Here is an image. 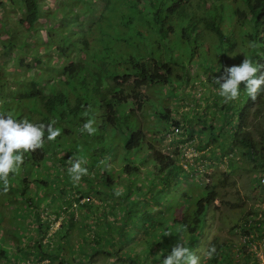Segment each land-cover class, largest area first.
Masks as SVG:
<instances>
[{
    "label": "trees",
    "instance_id": "1",
    "mask_svg": "<svg viewBox=\"0 0 264 264\" xmlns=\"http://www.w3.org/2000/svg\"><path fill=\"white\" fill-rule=\"evenodd\" d=\"M197 1L194 6L181 0H103L101 26L110 29L90 31V40L83 33L70 40L75 32L65 37V46L63 36L50 24L46 41L34 39L29 52L36 48L35 62L41 66L44 55L55 56V62L46 61V73L50 76L49 71L56 69L59 78L49 80L55 82H49L48 87L54 88L50 96L48 87L31 82V91L17 98L27 106L24 117L28 121L32 114L43 120L55 117L62 122L63 132L53 144L46 140L43 148L31 152L26 171L9 175L6 193L0 184V264H68L70 258L87 264L85 256L91 263L96 256H104L115 264H160L177 242L194 250L204 235L210 207L219 200L217 186L232 174L221 173L217 181L210 175L203 185L198 172L211 165L216 152L229 155L236 150L260 167L263 171L255 189L264 196V92L252 101L241 85L239 98L225 104L216 96L209 101L210 96L205 95L204 100L200 90L208 83L214 93L218 88L214 78L223 75L226 67L239 65L244 57L264 65V0H239L244 11L241 17L237 16L236 0ZM141 10L150 16L137 18ZM47 17L41 15L37 0H0V33H14L17 40L22 41L24 30L30 34L39 19ZM132 17L137 28L132 26ZM15 24L19 31L12 29ZM118 26L126 27L130 34ZM91 28L84 26L85 30ZM251 42L256 46L251 47ZM25 48L14 42L10 49L19 51L17 66L24 65ZM9 52L3 53L5 62H12ZM75 53L83 59L73 57ZM202 75L206 79H200ZM170 98L185 103L187 98L193 108L179 112L169 107ZM150 108L154 111L151 121ZM98 117V130L110 126L123 131L127 151L138 149V141L148 131L161 129L163 134L184 122V140L196 141L199 154L190 171L180 164L183 158L178 149L176 158H170L149 146L153 152L148 168L144 161L134 165L132 159H112L116 153L81 131L87 119ZM156 117H160V127ZM149 121L154 127L146 130ZM56 146L61 147L63 157L58 164H45L49 148L59 155ZM70 157L82 160L88 169L89 174L78 183L62 165ZM235 162L229 158L226 170L238 168ZM137 176L144 182L134 183ZM249 230L255 231V239H264V214L252 219V228L243 227L242 233ZM142 240L145 248L139 255L133 250ZM215 247L213 257L202 264H235V257L226 262L234 245L224 251ZM154 252L159 257L151 256ZM240 255L246 258L245 264H260L258 260L251 263L244 248Z\"/></svg>",
    "mask_w": 264,
    "mask_h": 264
},
{
    "label": "clouds",
    "instance_id": "2",
    "mask_svg": "<svg viewBox=\"0 0 264 264\" xmlns=\"http://www.w3.org/2000/svg\"><path fill=\"white\" fill-rule=\"evenodd\" d=\"M37 1L39 3L41 15L48 14V17L52 15L54 16H52L51 18L47 17L46 19H39V23L35 24V28L30 34L26 33L24 30V38L22 40L24 41V43H21L20 40H17L16 34L14 33L11 36L0 33V59L3 56L1 43L5 42L8 38L12 39V41H14L16 45L26 47L25 51L22 53L23 55H26L25 57H22L25 61L23 66H17V62H15V60L16 58H19L20 55L19 51L14 50L12 54L9 53L10 56H13V59L10 58L12 62H5L4 60L3 67L0 64V81L8 82L6 86L0 85V184L3 185V191L5 193L9 189V175L15 174L17 172L19 174L26 171L29 168L30 161L28 156L31 154V152H35L36 150L38 151L39 149L43 148L46 140V142L52 143V141H55L56 138L63 132L59 127L62 122L59 120H54L55 117H51L50 120H43V118L37 116L36 114H32V116L30 117V119L32 120L28 121V119L24 117L25 113L28 110L27 106L17 98L18 94H28L31 91V82L37 83L39 87L43 86L44 88H47L49 86V82L54 79L53 76H56L57 79L59 78L58 74L53 73L52 75L48 76L46 73L48 69V67L45 66L46 61L51 60L55 62V56H51L50 54L44 55V62H42L41 66L35 62L34 59L37 53L36 48L32 52H29L34 45V39L41 38L42 41H46L48 39L47 28L50 24H54V27L56 29L55 32L63 36L62 42H64L65 46L68 43V41L65 40V37H71V35L75 32H77V34L70 40H76L77 36L81 33L85 34V38L87 40H90V31L92 33H96L97 31H100V29H110L109 27H106L107 25L101 26V22L104 21V19H101L100 16V13L103 9V0ZM181 2L187 5L191 2L192 4H194V6H196L198 1L191 0L189 2V0H181ZM60 9H63L64 12L62 13ZM123 12L128 13V10H124ZM148 16H150V14L144 10H141V12L137 14V18L141 19ZM131 23L134 28H137V20L135 17H132ZM86 24L92 26V28L89 30H85L84 26ZM18 26L19 25L15 24L12 29L16 31L14 27ZM38 26L41 28H38ZM118 27V29H125L126 35H128V33L130 34V31L126 27ZM24 28L26 29V26H24ZM37 28L39 30H36ZM40 30L45 31V40L41 36ZM35 32L38 33L36 36L34 35ZM31 38L33 39V41L31 40ZM132 43H134V40L133 38H130V45H132ZM92 46L94 45L92 44ZM250 46L255 47V42H251ZM211 52L214 53L213 49ZM73 57L77 58L78 60L83 59L82 54L75 53L73 54ZM27 63L31 64V68L26 67ZM261 68H264V65H259L253 62L252 59L247 57H244L243 61L239 65L226 67L224 69L223 75L214 78L213 83L215 85H218V88L215 89V92L212 94V97H210L209 101H211L212 98L214 99L215 96L219 98L221 97L223 99V103L225 104L235 101L240 96L241 85H243V90L247 94V96L252 101H256L257 97L262 92H264V71H260ZM258 72L260 73L259 76L256 75ZM54 83V81L50 82V84ZM10 93H13L15 96L10 97ZM52 94H54V88L48 87V96ZM81 100L82 102H85V99ZM8 101H12L15 103V106L12 109L6 107V103ZM32 110H35V108H32ZM153 112L154 111H152V114ZM20 117L21 119H18ZM100 123L101 118L99 117L87 119L83 123L81 131L86 132L89 137H94L96 139V142L104 149L108 150L109 152L116 153V155L113 156L112 159H115L116 157L120 159H132V163L134 165H138L140 164V162L144 161V164L148 168L147 163L149 162L151 153L153 152V150L149 151V146L153 147V144L148 141V137L150 136L149 134H147L145 139H143L141 142L138 141V144L136 145L139 146L138 149H135V147H133L131 150L127 151L124 148V142L127 139L122 136L124 134L123 131L114 130L110 126L106 127L103 131L98 130V126L100 125ZM160 126L161 125H159L158 127ZM180 128L181 127L171 126L169 127L167 133L162 134L160 132L164 138L173 140L171 147H176H174L171 151L166 150L163 152L161 150L155 149L154 147L153 148L154 150L160 151L164 156H169L170 158H176L175 152L176 149H178L180 151V156L183 158L182 161L180 160V164L185 170L190 171V166L192 165L191 163L199 153L195 149L196 141L189 139L185 141V136L183 135V131L181 133ZM145 129L147 130V128ZM160 130L161 129L156 131ZM147 133L150 132L148 131ZM68 144L69 143H66V145ZM54 149H57L56 151H58L59 155H55L54 153H52L51 148H49V153L47 154L48 159L44 161L45 164H50L52 161H55V164H58L57 161H59V157H63L62 149L60 146H56ZM186 149H192L196 153V155L191 158H186L184 155ZM236 157V152H232L229 155H221V158H224L227 163L229 161V158L235 159ZM83 163L84 162L80 159L70 157L66 161V163L62 164L63 166H66L68 175L75 183H78L82 179V177L89 174L88 169L82 166ZM100 163L103 164L105 163V161L102 160L100 161ZM141 170H144L143 166L141 167ZM198 173L199 176L203 177L201 182L206 185L209 178L205 177H209L210 175H208V173H206L204 169L202 171H199ZM144 180L145 179L142 176H137V179L134 183H142L144 182ZM261 182L264 183V177L261 178ZM185 189L186 186L182 187L180 190L184 191ZM85 201H87V198H85L82 202ZM212 210H215V207H213ZM209 214L207 216L206 225L203 230L204 235L199 240V245L194 250H190L182 243L177 242L171 247L170 252L163 257L160 264H202V262L207 258L211 259L213 257L216 252L215 246L223 251L226 248L232 247V242H230L229 240L221 238L222 241H220L219 237H214L213 241H211V243L206 246L205 249H200L202 245L201 240L205 238L207 234V227L210 223V220L214 217L212 212L211 215ZM261 214H263V212H260L257 218H260ZM57 222L60 225V221L58 220L55 222L54 226L57 225ZM243 227H247V229L252 228V216H247V219H245L244 221ZM243 227L240 229L241 233ZM249 231L250 232L245 233V235L242 233L244 243H249L251 240L252 242L257 241L254 238V235L251 234L252 230ZM212 243H214V245H211ZM142 244L144 245L143 241H141L139 245ZM235 248L231 250L232 253L229 258L226 259V262L232 257H236L237 255H239L240 250H236ZM159 249L160 248H158V250ZM158 254L159 253H157L155 257H158ZM151 256H154V253H152Z\"/></svg>",
    "mask_w": 264,
    "mask_h": 264
},
{
    "label": "rangeland",
    "instance_id": "3",
    "mask_svg": "<svg viewBox=\"0 0 264 264\" xmlns=\"http://www.w3.org/2000/svg\"><path fill=\"white\" fill-rule=\"evenodd\" d=\"M236 7L238 8L237 16L241 17L244 14V11L241 10L239 0L235 1ZM60 11L63 13L64 10L60 9ZM54 16V15H52ZM52 16H49L48 18H51ZM235 23V22H234ZM236 26V24H235ZM16 31L20 30V27H14ZM38 28H41L38 26ZM36 30H39V29ZM237 29V26H236ZM41 36L46 39V33L43 30H40ZM38 33L35 32L34 35L36 36ZM33 41V39L31 38ZM21 43H24V41H21ZM210 44V42H209ZM14 46V41L12 39L8 38L5 42L1 43L2 47V54L4 52H9L10 49ZM212 51V49H211ZM10 54L13 53V51L9 52ZM10 58L13 59V56H10ZM5 58L2 56L0 59V64L3 67ZM53 73H57L56 69L50 70L49 74L52 75ZM42 78V77H41ZM200 79L204 80L206 79V76H201ZM8 82L0 81L1 86H6ZM187 90V89H186ZM200 90H203L201 98L205 95H209L212 97L214 89L211 88L210 84L206 83L205 86L200 87ZM201 98H195L193 100L200 101ZM4 102V101H2ZM169 107H173L174 109H178L179 112H186L189 108H193V102H189V100L186 98V103L183 101H179L174 98L168 99ZM15 106L14 102L8 101L6 103L7 108H13ZM152 110L149 109L148 111V119L151 121L152 119ZM194 112V111H193ZM175 113V111L173 112ZM150 121L147 123V126L145 128L150 129L154 127ZM181 122V121H179ZM156 126L158 127L160 125V117H156L155 119ZM182 129L184 128V122L180 124ZM148 133L150 136L148 137V141H150L153 144V147L155 149L166 151H171L174 147L171 144L173 143V140H168L167 138H164L161 131H149ZM185 131H183L184 134ZM201 142H206V137L202 138ZM212 145H216L214 142ZM237 153V160L234 159L235 164L238 166V168H228L226 170L227 162L224 160V158H221V155L218 152L215 153V158L213 159L211 165L209 167L204 168V171L208 173V175H212L214 177V181H217L218 178H220V174L225 172L232 173L231 176L228 178V180H223L222 182L217 186V191H219V200L216 201L215 204H213L210 207V214L213 213L214 217L210 220V223L207 227V234L205 238H203L201 250L205 249L206 246H208L211 241H213L214 237H219V240L227 239L230 242H232V245H235L236 250H241L242 248L245 249L247 254L250 256L251 263L255 261H259L261 264H264V239H256L257 241L252 242V240L248 243L243 242V234L241 233L240 229L244 225L245 219H247V216H252V219H256L260 212H263L264 214V196L260 195V191H257L255 189V182L258 176V174H261L263 171L260 167L254 165L253 162L250 161L247 157L241 156L239 152L236 150L234 151ZM233 152V153H234ZM229 162V161H228ZM257 167V168H256ZM256 168V169H255ZM143 174V173H142ZM264 177V176H263ZM183 182V181H182ZM232 182L235 183V186H231ZM204 185V184H203ZM200 188V187H197ZM92 200L93 198L90 197ZM215 207V210H212V208ZM20 218V217H19ZM18 226V225H17ZM59 224L57 222V225L54 226L55 229L58 228ZM251 234L255 236V231H251ZM146 238V237H145ZM144 238V239H145ZM218 240V242H219ZM143 241V240H142ZM132 243V242H131ZM5 245V242L2 243ZM140 242L137 243L136 247L134 248L133 252L141 254L142 249L144 248V245H139ZM131 244L127 245V248L130 247ZM107 250H110L109 246H107ZM10 250L13 251L14 248L10 246ZM124 252H122L123 254ZM157 255V252H154L155 257ZM159 257V256H158ZM235 264H245V257L243 255H237ZM89 260V257L85 256L84 263L87 264H115L111 259H108L104 256L102 257H95L93 259V262L91 263V260ZM78 264L76 259L70 258L68 261V264Z\"/></svg>",
    "mask_w": 264,
    "mask_h": 264
},
{
    "label": "built area",
    "instance_id": "4",
    "mask_svg": "<svg viewBox=\"0 0 264 264\" xmlns=\"http://www.w3.org/2000/svg\"><path fill=\"white\" fill-rule=\"evenodd\" d=\"M184 155L186 158H191V157L195 156L196 153L192 149H186L184 152Z\"/></svg>",
    "mask_w": 264,
    "mask_h": 264
}]
</instances>
